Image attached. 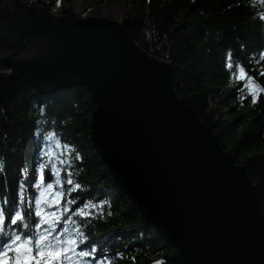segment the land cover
I'll list each match as a JSON object with an SVG mask.
<instances>
[{
	"label": "water",
	"instance_id": "1",
	"mask_svg": "<svg viewBox=\"0 0 264 264\" xmlns=\"http://www.w3.org/2000/svg\"><path fill=\"white\" fill-rule=\"evenodd\" d=\"M0 55V105L27 86L88 88L95 153L186 264H264V213L246 168L177 94L173 65L123 22L6 2Z\"/></svg>",
	"mask_w": 264,
	"mask_h": 264
},
{
	"label": "trees",
	"instance_id": "2",
	"mask_svg": "<svg viewBox=\"0 0 264 264\" xmlns=\"http://www.w3.org/2000/svg\"><path fill=\"white\" fill-rule=\"evenodd\" d=\"M11 1L0 0V5ZM21 1L44 6L55 16L76 13L85 19L92 7L120 0ZM78 1L82 3L77 6ZM125 6L129 12L121 22L127 32L148 54L173 65L175 91L212 128L222 148L246 168L264 213V94L252 103L247 89L239 90L242 82L237 68L242 65L256 83L264 85L260 75L264 72V3L125 0ZM229 58L232 69L226 67ZM95 108V99L85 86L47 95L27 86L11 102L1 104L0 164L4 168L0 171V194L17 198L18 181L25 179L20 170L35 172L41 162L39 148L48 143L44 136L54 133L50 155L59 151L54 147L56 138L74 148V179L82 188L73 191L72 198L78 202L84 198L105 201L102 213L83 218L89 243L97 242L111 257V264H186L179 252L147 224L95 153L90 126ZM76 152L82 160L75 158ZM67 187L65 184V191ZM36 191L26 188L25 195Z\"/></svg>",
	"mask_w": 264,
	"mask_h": 264
},
{
	"label": "snow or ice",
	"instance_id": "3",
	"mask_svg": "<svg viewBox=\"0 0 264 264\" xmlns=\"http://www.w3.org/2000/svg\"><path fill=\"white\" fill-rule=\"evenodd\" d=\"M261 18L264 19V14ZM261 58L264 59V53ZM226 67L233 68L230 58ZM237 68L242 82L239 90L247 89L252 103L258 102L264 94V85L256 83L242 65ZM260 75L264 76V72ZM55 136L45 134L48 143L39 148L41 162L34 173L20 170L25 179L18 181L17 198L0 194V264H111V257L97 242L89 243L83 230L87 226L83 218L102 213L105 201L84 198L78 202L72 198L71 193L82 188L74 179L77 175L72 158L74 148L56 138L54 147L59 151L50 155ZM75 158L82 160L79 152ZM3 168L0 164V171ZM30 187L37 191L26 196V188ZM77 216L82 219H74Z\"/></svg>",
	"mask_w": 264,
	"mask_h": 264
},
{
	"label": "rangeland",
	"instance_id": "4",
	"mask_svg": "<svg viewBox=\"0 0 264 264\" xmlns=\"http://www.w3.org/2000/svg\"><path fill=\"white\" fill-rule=\"evenodd\" d=\"M82 2L78 1L76 5ZM129 12V8L125 6V0H120L112 3L111 5L94 6L90 9V16L98 18H109L117 21H122L124 16Z\"/></svg>",
	"mask_w": 264,
	"mask_h": 264
},
{
	"label": "flooded vegetation",
	"instance_id": "5",
	"mask_svg": "<svg viewBox=\"0 0 264 264\" xmlns=\"http://www.w3.org/2000/svg\"><path fill=\"white\" fill-rule=\"evenodd\" d=\"M1 57H4V56H3V55H0V58H1Z\"/></svg>",
	"mask_w": 264,
	"mask_h": 264
}]
</instances>
